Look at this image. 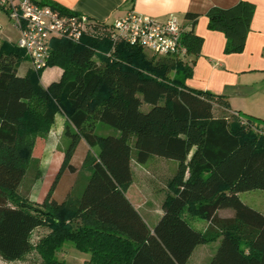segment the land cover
<instances>
[{
  "label": "trees",
  "instance_id": "obj_1",
  "mask_svg": "<svg viewBox=\"0 0 264 264\" xmlns=\"http://www.w3.org/2000/svg\"><path fill=\"white\" fill-rule=\"evenodd\" d=\"M1 1V0H0ZM18 1V0H16ZM74 14L51 0H34ZM0 10H10L0 2ZM256 5L241 0L207 12L209 28L227 38L226 53L245 48ZM200 14L188 12L196 24ZM75 41L52 36L48 67L63 69L59 81L44 86L46 68L19 74L28 59L17 43H0V255L23 258L33 248L44 264H65L57 256L63 243L88 253L84 264H187L199 244L222 238L208 264H264V213L240 193L264 190V119L241 112L215 115L228 107L222 95L186 84L193 75L188 61L198 56L204 38L193 29L182 35L186 56L149 55L139 46L114 42L108 34ZM149 104V110H142ZM68 119L72 138L63 164L42 203L20 193L28 171L39 160L34 152L49 134L56 114ZM245 120V122H243ZM99 124L117 130L97 133ZM97 153L87 158L89 179L78 204L58 203L54 188L79 141ZM134 140L136 158L132 152ZM157 155L179 162L168 184L163 214L151 228L127 196L133 183L132 160L144 164ZM231 208L234 217H221ZM209 221L205 231L188 217ZM49 233L32 245L33 231Z\"/></svg>",
  "mask_w": 264,
  "mask_h": 264
},
{
  "label": "crops",
  "instance_id": "obj_2",
  "mask_svg": "<svg viewBox=\"0 0 264 264\" xmlns=\"http://www.w3.org/2000/svg\"><path fill=\"white\" fill-rule=\"evenodd\" d=\"M46 1V0H44ZM77 13L86 14L99 23H112L116 18L123 17L131 10L138 13L148 14L159 21L167 20L171 15H176L186 30L193 29L196 34L204 38L201 52L198 56H189L188 61L193 66V75L187 79L186 84L192 88L209 90L215 94L222 95L228 103L227 106L216 105L215 115H230L238 113L252 115L264 119V0H246L256 5V11L251 23V30L248 34L245 48L242 52L226 53V35L219 30L209 28L207 12L211 7H231L241 0H51ZM198 13L200 17L196 24L186 18V13ZM11 19V18H10ZM10 31L3 33L2 41L17 43L20 38V30L15 24ZM0 42V43H1ZM149 53L148 51H146ZM150 55H152L150 53ZM32 67L30 59H22L18 62L19 74L24 75ZM63 69L59 66L47 67L42 74L41 81L48 86L62 77ZM44 149L43 158L47 159L48 154L56 152L58 139L65 133L68 124L67 116L63 112L56 114ZM109 133V132H108ZM81 143L88 145L84 139ZM79 141V143H80ZM78 143V144H79ZM89 146V145H88ZM42 158V159H43ZM47 161V160H46ZM132 160V168H133ZM42 163L44 164L43 160ZM128 192V191H127ZM128 196V195H127ZM130 201L142 214L140 208L142 203L137 204ZM37 202V201H36ZM147 214V213H146ZM163 214L160 212L154 223L148 225L153 228ZM221 217H234L235 211L231 208L219 209ZM188 217V216H187ZM189 218V217H188ZM192 222L198 230L205 231L209 221L200 222L192 218ZM222 237V236H221ZM201 246L214 245V250L209 253L204 263L208 264L215 251L218 250L222 238ZM195 248L187 264L191 263ZM89 258L85 256L82 264Z\"/></svg>",
  "mask_w": 264,
  "mask_h": 264
},
{
  "label": "rangeland",
  "instance_id": "obj_3",
  "mask_svg": "<svg viewBox=\"0 0 264 264\" xmlns=\"http://www.w3.org/2000/svg\"><path fill=\"white\" fill-rule=\"evenodd\" d=\"M15 24L10 19L9 15L4 11L0 10V42L3 33L10 31L11 26ZM104 30L99 31V36H104ZM149 55L154 54L148 51ZM149 104H143L142 110L147 111L150 109ZM106 132H117V130L111 126L99 124L97 133L106 134ZM50 133V132H49ZM48 135L41 139V143L38 145L34 152V156L39 160L40 175L36 178L35 167L31 168L22 185L20 186V193L24 196L29 197L33 201L42 203L46 198L48 191L54 183L56 176L63 164L66 156V152L70 147L72 138L63 133L58 139V145L56 152L48 154V158L44 159V149L46 146V140ZM80 143L75 147L72 157L71 164L74 166V170L66 168L63 171L60 179L57 181L52 198L58 203L65 200H69L78 204L81 196L84 192V187L89 179L88 165L89 161L86 162L87 158L92 154L93 156L97 153V148H90L85 143ZM133 147V156L136 158V148L134 140H131ZM43 158V159H42ZM148 161L144 164L138 163L136 159L133 161V183L128 189L127 195L132 199L134 203H142L140 210L144 215V218L150 223H154L158 217V214L162 212V204L164 198H166L168 190V184L178 170L179 162L173 159L164 158L161 156L153 155L149 157ZM42 160L44 164L42 163ZM47 160V161H46ZM241 200L249 205L250 207L264 213V190L254 189L240 193ZM147 213V214H146ZM191 225L198 228L192 222V217L189 216ZM200 222H206L205 219L196 218ZM48 227H38L33 231L32 234V245L40 241L41 238L49 233ZM63 247L58 251L57 256L60 260H63L65 264H82V259L88 253H83L78 250L72 242L63 243ZM202 244L198 245L190 264H201L207 259L209 253L214 250V245H208L202 247ZM0 264H44V261L40 253L33 248L23 258L18 260H6L0 255Z\"/></svg>",
  "mask_w": 264,
  "mask_h": 264
},
{
  "label": "built area",
  "instance_id": "obj_4",
  "mask_svg": "<svg viewBox=\"0 0 264 264\" xmlns=\"http://www.w3.org/2000/svg\"><path fill=\"white\" fill-rule=\"evenodd\" d=\"M0 2L10 10L9 17L20 30L17 44L26 50L36 70L48 67L52 36L78 41L85 34H95L96 26L102 24L86 14H65L50 5H42L34 0ZM108 24L110 27L101 26L100 30L106 31H103V34H108L114 42L124 41L139 45L146 51L158 55L187 54V48L181 42L186 28L176 15L159 21L151 15L131 10L127 15ZM99 31L96 33L99 34Z\"/></svg>",
  "mask_w": 264,
  "mask_h": 264
}]
</instances>
